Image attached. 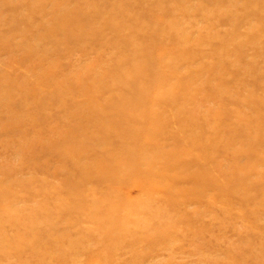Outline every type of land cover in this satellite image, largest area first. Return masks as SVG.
I'll return each instance as SVG.
<instances>
[{
	"label": "rangeland",
	"instance_id": "rangeland-1",
	"mask_svg": "<svg viewBox=\"0 0 264 264\" xmlns=\"http://www.w3.org/2000/svg\"><path fill=\"white\" fill-rule=\"evenodd\" d=\"M0 264H264V0H0Z\"/></svg>",
	"mask_w": 264,
	"mask_h": 264
},
{
	"label": "bare ground",
	"instance_id": "bare-ground-1",
	"mask_svg": "<svg viewBox=\"0 0 264 264\" xmlns=\"http://www.w3.org/2000/svg\"><path fill=\"white\" fill-rule=\"evenodd\" d=\"M118 7V6H117ZM74 19V18H73ZM134 55H135V53H134ZM131 58H132V56H131ZM133 60V59H132ZM139 63V62H138ZM168 90V89H167ZM169 92V91H168ZM171 92V91H170ZM109 130V129H108ZM126 164V163H125Z\"/></svg>",
	"mask_w": 264,
	"mask_h": 264
}]
</instances>
